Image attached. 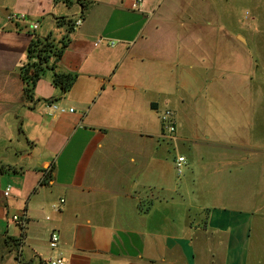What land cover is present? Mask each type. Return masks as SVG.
Wrapping results in <instances>:
<instances>
[{
    "label": "crops",
    "instance_id": "crops-1",
    "mask_svg": "<svg viewBox=\"0 0 264 264\" xmlns=\"http://www.w3.org/2000/svg\"><path fill=\"white\" fill-rule=\"evenodd\" d=\"M132 2L0 0V264L58 255L66 264H246L250 210L213 203L192 217L189 184L196 197L219 200L221 189L186 178L175 197L158 159L168 139L159 112L204 83L206 41L227 37L200 28L204 0ZM59 18L81 24L68 30ZM33 34L64 47L26 94L21 65ZM55 76L75 79L64 91ZM50 100L66 111L48 115ZM22 213L23 232L11 220Z\"/></svg>",
    "mask_w": 264,
    "mask_h": 264
},
{
    "label": "rangeland",
    "instance_id": "rangeland-1",
    "mask_svg": "<svg viewBox=\"0 0 264 264\" xmlns=\"http://www.w3.org/2000/svg\"><path fill=\"white\" fill-rule=\"evenodd\" d=\"M204 2L205 7L198 8L205 10L200 28L227 39L206 41L213 60L203 68L204 83L180 92L184 102L179 107L168 105L159 112V120L165 110L172 112L173 136L180 140L164 139L158 159L173 179L175 197L185 191L179 185L186 178L193 177L198 189L211 184L221 189L219 200L207 194L196 197L189 184L184 199L191 204L192 217L195 208L213 203L250 210L246 264H264V0ZM161 128L167 136L162 124ZM178 156L187 163L181 174L175 170ZM232 180H236L234 193L229 192Z\"/></svg>",
    "mask_w": 264,
    "mask_h": 264
},
{
    "label": "trees",
    "instance_id": "trees-1",
    "mask_svg": "<svg viewBox=\"0 0 264 264\" xmlns=\"http://www.w3.org/2000/svg\"><path fill=\"white\" fill-rule=\"evenodd\" d=\"M74 23L73 20H66L65 18H59L57 21V24L60 27L65 24L68 30L74 27ZM56 45H54L48 38L40 39L33 34L32 40L27 48L26 62L21 65V76L24 81V91L26 94L31 92L45 69L48 68L49 60H52V63L50 64L53 66L60 58L64 45L60 44V47L58 48H56ZM61 78H63V80ZM74 79V76H55L54 84L61 85L62 90L65 91L71 86Z\"/></svg>",
    "mask_w": 264,
    "mask_h": 264
},
{
    "label": "built area",
    "instance_id": "built-area-1",
    "mask_svg": "<svg viewBox=\"0 0 264 264\" xmlns=\"http://www.w3.org/2000/svg\"><path fill=\"white\" fill-rule=\"evenodd\" d=\"M142 0H133L131 7L133 9H136L140 6ZM11 20H26V17L24 15H19V16H15L12 15L10 17ZM81 24V19H77L75 21V26H79ZM38 27L37 22H32L29 26V30L30 31H34L36 30ZM46 105V109H47V114L52 116L56 113H64L66 111L65 108L59 106L58 104H56L54 101H46L45 103ZM70 112L73 111V109H69ZM160 122L163 126V128L166 130V132L168 133V138L169 139H174L173 136V132H174V126H173V122H172V112L170 110H165L161 115H160ZM167 137V136H166ZM175 170L178 174L182 173V168L187 164L186 160L183 156H178L175 159ZM10 192V187H7L4 195L7 196ZM63 200H61L62 202ZM12 222L17 225L20 230L23 232L26 225H27V217L26 214L22 213V214H15L11 217ZM58 242H59V236L58 233L54 230H52L49 234L48 237V247L51 250H57L58 248ZM66 258L62 255H58L52 259H49L45 262V264H66Z\"/></svg>",
    "mask_w": 264,
    "mask_h": 264
}]
</instances>
